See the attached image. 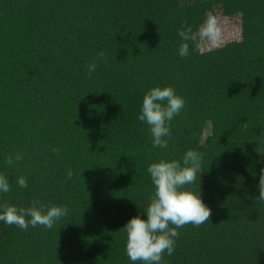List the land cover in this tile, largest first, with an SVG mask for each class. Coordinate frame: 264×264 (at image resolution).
<instances>
[{"label":"trees","instance_id":"1","mask_svg":"<svg viewBox=\"0 0 264 264\" xmlns=\"http://www.w3.org/2000/svg\"><path fill=\"white\" fill-rule=\"evenodd\" d=\"M208 13L238 37L179 56L183 22L195 32ZM157 86L186 100L167 149L138 119ZM189 149L204 171L186 187L211 220L177 229L165 264H264V0H0V205L69 209L51 230L0 221V264H133L122 228L147 219V169Z\"/></svg>","mask_w":264,"mask_h":264},{"label":"clouds","instance_id":"2","mask_svg":"<svg viewBox=\"0 0 264 264\" xmlns=\"http://www.w3.org/2000/svg\"><path fill=\"white\" fill-rule=\"evenodd\" d=\"M178 35L182 40L178 49L181 57L190 54V44L194 51L203 53L205 42L215 45L222 36L218 18L206 14V18L197 31L184 21ZM105 59L106 54L98 53L97 61ZM97 61L87 65V75L91 77L98 67ZM186 100L178 95L172 86L154 87L143 97L142 107L138 119L145 122L152 137L153 148L167 149L171 138L170 122L184 110ZM52 151L58 154V149ZM23 159L22 153L6 157L5 164L13 166ZM203 157L198 151L189 149L178 160H159L149 165L147 171L154 185V193L149 197V204L144 209L147 219L141 216L132 217L122 228L126 233V254L133 264H165V253L171 256L179 237L177 229L188 224L195 227L211 220V209L203 202L200 192L188 190L186 186L196 183L201 173ZM73 171H67V178L71 179ZM134 179V178H133ZM17 184L27 188V178L20 176ZM258 201H264V169L259 176ZM11 185L4 174H0V193L7 194ZM0 221L6 225H15L27 231L29 226L53 229L57 221L65 217L69 209L66 205H48L38 198H33L28 207H17L4 203L0 205Z\"/></svg>","mask_w":264,"mask_h":264},{"label":"rangeland","instance_id":"3","mask_svg":"<svg viewBox=\"0 0 264 264\" xmlns=\"http://www.w3.org/2000/svg\"><path fill=\"white\" fill-rule=\"evenodd\" d=\"M221 30H222L221 39L215 45L208 44L206 42L209 46H219L223 44L224 42L237 38L239 35V29L235 24L224 25L221 28Z\"/></svg>","mask_w":264,"mask_h":264}]
</instances>
